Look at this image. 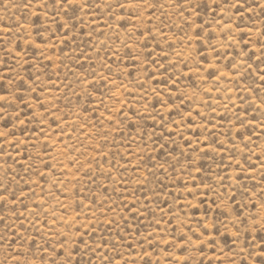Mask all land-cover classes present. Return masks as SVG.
<instances>
[{"label": "rangeland", "instance_id": "rangeland-1", "mask_svg": "<svg viewBox=\"0 0 264 264\" xmlns=\"http://www.w3.org/2000/svg\"><path fill=\"white\" fill-rule=\"evenodd\" d=\"M264 0H0V264H259Z\"/></svg>", "mask_w": 264, "mask_h": 264}, {"label": "snow or ice", "instance_id": "snow-or-ice-1", "mask_svg": "<svg viewBox=\"0 0 264 264\" xmlns=\"http://www.w3.org/2000/svg\"><path fill=\"white\" fill-rule=\"evenodd\" d=\"M66 2L69 4V6H73V5L75 4V0H66ZM259 255H260L261 257H264V250H262V251L259 253ZM259 264H264V259H261V260L259 261Z\"/></svg>", "mask_w": 264, "mask_h": 264}]
</instances>
